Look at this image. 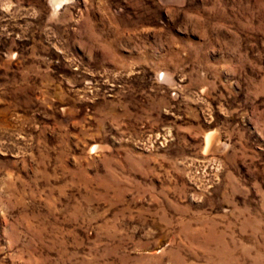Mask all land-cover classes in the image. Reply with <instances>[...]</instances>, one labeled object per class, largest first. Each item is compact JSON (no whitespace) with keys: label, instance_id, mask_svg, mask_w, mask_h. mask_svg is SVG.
I'll return each mask as SVG.
<instances>
[{"label":"rangeland","instance_id":"374dc122","mask_svg":"<svg viewBox=\"0 0 264 264\" xmlns=\"http://www.w3.org/2000/svg\"><path fill=\"white\" fill-rule=\"evenodd\" d=\"M0 264H264V0H0Z\"/></svg>","mask_w":264,"mask_h":264},{"label":"bare ground","instance_id":"6f19581e","mask_svg":"<svg viewBox=\"0 0 264 264\" xmlns=\"http://www.w3.org/2000/svg\"><path fill=\"white\" fill-rule=\"evenodd\" d=\"M216 140V134L215 133H209L207 135V145L211 146L215 143Z\"/></svg>","mask_w":264,"mask_h":264}]
</instances>
